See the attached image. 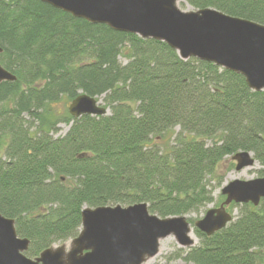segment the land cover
Listing matches in <instances>:
<instances>
[{
    "label": "trees",
    "instance_id": "1",
    "mask_svg": "<svg viewBox=\"0 0 264 264\" xmlns=\"http://www.w3.org/2000/svg\"><path fill=\"white\" fill-rule=\"evenodd\" d=\"M186 1L264 25V0ZM0 47V65L16 76L0 84V213L30 241L29 258L76 238L86 208L147 203L161 218L199 213L214 201L219 166L238 152L252 153L264 177V90L238 73L40 0H0ZM80 94L108 114L53 109ZM61 123L69 129L56 136ZM234 205L226 228L212 236L195 228L199 244L165 264H264V199Z\"/></svg>",
    "mask_w": 264,
    "mask_h": 264
},
{
    "label": "water",
    "instance_id": "2",
    "mask_svg": "<svg viewBox=\"0 0 264 264\" xmlns=\"http://www.w3.org/2000/svg\"><path fill=\"white\" fill-rule=\"evenodd\" d=\"M75 18L112 30L165 42L182 60L196 58L242 75L253 91L264 90V25L215 8L182 10L184 0H40ZM3 49L0 47V53ZM16 76L0 65V84ZM75 118L108 114L95 97L80 94L69 105ZM236 170L254 166L247 151L232 158ZM225 200L210 208L195 228L207 236L226 228L234 216L227 207L258 206L264 199V177L235 179L221 191ZM187 216L161 218L147 203L102 206L82 212L79 235L63 245L26 256L30 241L17 234L15 221L0 213V264H144L160 251L161 240L174 236L184 248L195 244Z\"/></svg>",
    "mask_w": 264,
    "mask_h": 264
},
{
    "label": "rangeland",
    "instance_id": "3",
    "mask_svg": "<svg viewBox=\"0 0 264 264\" xmlns=\"http://www.w3.org/2000/svg\"><path fill=\"white\" fill-rule=\"evenodd\" d=\"M179 7L182 10H192L193 8L188 4L186 0L179 2ZM121 61L123 63H126L127 60L125 57H121ZM103 104V102H102ZM69 105L70 102L66 99H62L60 102L53 104V109L57 112H59L60 115H65L69 112ZM69 129V126L61 123L59 125V132L56 136L65 135ZM179 132V128H175L172 131H169L165 137L160 140L158 143L162 147H167L171 143H173V139L175 138V134ZM261 169V166L258 162L255 163L254 166L244 168L243 170L237 171L236 170V162L232 159V157H227L226 160L219 166L217 171V178L216 180L210 181V188L213 196V203L208 204L205 208L201 209L199 213H193L188 215V217L192 218L193 220H199L200 218H203L206 211L213 207H218L216 204H220V200L222 197L225 199V197L222 195L221 191L225 185L230 183L231 181L235 179H242V180H250L254 179L256 177H259L258 170ZM244 171L243 173H241ZM221 179V183L218 184V180ZM228 211L235 216L237 215L238 208L234 206H229ZM192 237L194 238L195 245L199 244V239L196 236L195 232L193 231ZM188 248V247H187ZM180 249H186L184 247H181L174 236H169L160 242V251L157 256L154 258L149 259L144 264H165L168 257H174ZM171 264H185L182 259L174 260L171 262Z\"/></svg>",
    "mask_w": 264,
    "mask_h": 264
},
{
    "label": "bare ground",
    "instance_id": "4",
    "mask_svg": "<svg viewBox=\"0 0 264 264\" xmlns=\"http://www.w3.org/2000/svg\"><path fill=\"white\" fill-rule=\"evenodd\" d=\"M244 171H242L241 173H243Z\"/></svg>",
    "mask_w": 264,
    "mask_h": 264
}]
</instances>
